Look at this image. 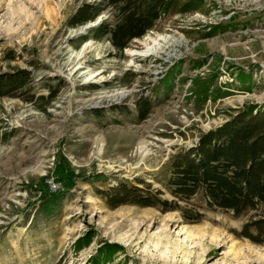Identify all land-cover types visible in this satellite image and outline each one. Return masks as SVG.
I'll return each mask as SVG.
<instances>
[{
	"label": "rangeland",
	"instance_id": "obj_1",
	"mask_svg": "<svg viewBox=\"0 0 264 264\" xmlns=\"http://www.w3.org/2000/svg\"><path fill=\"white\" fill-rule=\"evenodd\" d=\"M203 1L119 51L93 36L81 44L115 22L112 8L70 26L94 0H0V75L33 79L0 100V264H264V243L241 236L253 213L202 194L179 201L169 186L177 154L264 109V0ZM160 37L183 44L170 59L131 56ZM124 184L180 209H113L107 196Z\"/></svg>",
	"mask_w": 264,
	"mask_h": 264
},
{
	"label": "trees",
	"instance_id": "obj_2",
	"mask_svg": "<svg viewBox=\"0 0 264 264\" xmlns=\"http://www.w3.org/2000/svg\"><path fill=\"white\" fill-rule=\"evenodd\" d=\"M203 0H94L83 4L70 20L77 28L96 22L112 8L114 23L106 19L82 38L84 44L109 39L119 51L155 30L163 16L190 13L203 5ZM33 79L26 70L0 75V100L16 97L30 88ZM48 97L50 104L60 92ZM32 100V99H31ZM152 106L140 108V119L148 116ZM169 186L179 201L202 194L211 208L232 211L236 216L253 213L241 236L256 244L264 243V109L241 113L223 127L202 136L198 144L177 154L171 165ZM108 205L116 209L125 205L161 207L166 212L180 208L158 196L143 194L137 187L120 185L107 196ZM187 217V215H186ZM190 218V217H187Z\"/></svg>",
	"mask_w": 264,
	"mask_h": 264
},
{
	"label": "bare ground",
	"instance_id": "obj_3",
	"mask_svg": "<svg viewBox=\"0 0 264 264\" xmlns=\"http://www.w3.org/2000/svg\"><path fill=\"white\" fill-rule=\"evenodd\" d=\"M183 41H172L169 39H166L164 37H160L154 40H151L149 43L144 44V49L141 51H134L131 53L132 57H149V56H159L164 54L167 56L168 59H170L173 55L171 52V48L177 47L178 45H182ZM128 96L126 92H121L118 93L114 99H125ZM104 99H110L108 96L103 97L102 100ZM140 153L142 156L147 157L150 152L148 151L147 145L144 143L142 147L140 148ZM143 157V158H144Z\"/></svg>",
	"mask_w": 264,
	"mask_h": 264
},
{
	"label": "built area",
	"instance_id": "obj_4",
	"mask_svg": "<svg viewBox=\"0 0 264 264\" xmlns=\"http://www.w3.org/2000/svg\"><path fill=\"white\" fill-rule=\"evenodd\" d=\"M50 185L57 190L58 189V185L55 182H51Z\"/></svg>",
	"mask_w": 264,
	"mask_h": 264
}]
</instances>
